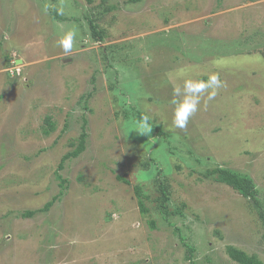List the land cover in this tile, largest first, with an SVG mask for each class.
Wrapping results in <instances>:
<instances>
[{
	"label": "rangeland",
	"instance_id": "rangeland-1",
	"mask_svg": "<svg viewBox=\"0 0 264 264\" xmlns=\"http://www.w3.org/2000/svg\"><path fill=\"white\" fill-rule=\"evenodd\" d=\"M73 29L65 52L59 40ZM212 74L222 86L197 93V111L176 128L185 83ZM133 111L177 149L159 153L161 131L139 134ZM84 118L87 148L60 171L62 190L55 172ZM216 167L252 178L262 207L204 176ZM260 212L264 0H0V264H237L229 246L264 263Z\"/></svg>",
	"mask_w": 264,
	"mask_h": 264
},
{
	"label": "trees",
	"instance_id": "trees-1",
	"mask_svg": "<svg viewBox=\"0 0 264 264\" xmlns=\"http://www.w3.org/2000/svg\"><path fill=\"white\" fill-rule=\"evenodd\" d=\"M89 1H91V0H89ZM129 1L131 3H138V2H141L143 0H129ZM92 28H94V29H92V37L94 39H97V41L102 40L103 33L97 31L96 27H94V26ZM108 59L109 58L107 56H104V61H106V60L109 61ZM109 65H112V64H109ZM133 112H135V111H133ZM135 113H136V115H133V113H132L133 119L131 121L133 123V126H134V122H137V125L139 123H142L143 118L146 116V114L141 113L139 111H137ZM83 121H84V124L82 126V132H81L79 138L77 140H74V142L71 143V146L75 147L74 150L66 153L62 157V159L59 163V166H58V170L55 172L56 173L55 174L56 179L61 182L60 186H61L62 190L67 188V186H66L67 181L62 178V176L60 175V171H62L64 169L67 161H69L71 159L78 158L79 156H81L86 151V148H87L88 134L86 133V119L84 118ZM46 123H47V128L44 129V134L49 136L51 133H53L56 130V128H55V124L50 119H48L46 121ZM148 124L152 127V131L148 135L152 136L153 134H155V132H158V130L161 131L160 134H158L160 136V138L158 140L159 143H157L158 146L160 147L159 153H162V154L165 153V154H169V155L172 154L173 153L172 151H174V149L175 150L177 149L174 146H171V144H170V143H172V141H173L172 139H174V138L169 134H164L165 133L164 130H162L160 126H158V127L155 126L150 119H148ZM134 127L136 128V126H134ZM166 141H168V142L166 143ZM149 145H150V143H149ZM155 153H158V152L151 153L152 156L149 157V160H148L149 162L143 164L145 166V169H149L154 163L157 164V162H155L156 159L153 157V155H155ZM156 168H157V166H156ZM156 176L157 175H155V177ZM204 176L206 178L212 177L215 179L216 182L223 184V185H226L228 187H231L233 190H235L236 192L241 194L243 196V198L250 201V203L252 202L255 205L256 209L259 210V208L262 207V203L260 202V192H259L257 185L255 184L254 180L252 178H250L249 176H247L245 174H241L239 172H235V171L227 169V168L224 169L221 167L212 168V169L206 171ZM117 179L121 182H124L127 185H130V182L121 176H118ZM158 188H159V192H160V196L158 198L160 212H161V214L169 215V212L167 209V202L169 201L167 190L164 187L162 188V186L158 187ZM134 192H135L136 197H137V202H138L140 213L142 215L149 214L150 209L147 206V202L149 200V197L144 194V191H143L141 186L136 185L134 187ZM62 195H63V193L61 192L60 196L54 197L52 201L48 202L44 206V208L40 209L39 211L45 212V211L50 210L51 207L54 205V203L58 199H60V197ZM39 211H28V212L24 213L23 216L25 218H30V217H33L36 214V212H39ZM260 214H261L260 217L264 218V213L260 212ZM150 228L152 230L157 228L155 221L150 222ZM194 251H195L194 248L188 246V252L190 253L188 256V259L193 258ZM227 253H228L229 257L231 258V260H233L237 264H264L256 256H249L248 254H246L242 250L237 249L233 246L228 247Z\"/></svg>",
	"mask_w": 264,
	"mask_h": 264
},
{
	"label": "clouds",
	"instance_id": "clouds-1",
	"mask_svg": "<svg viewBox=\"0 0 264 264\" xmlns=\"http://www.w3.org/2000/svg\"><path fill=\"white\" fill-rule=\"evenodd\" d=\"M76 38V31H68L59 40V46L63 48L65 52L72 50L73 41ZM222 86V82L219 79L218 74H212L209 76L207 81L199 82L198 85L193 88L191 82L185 83V98L183 101L177 103V107L174 114L173 124L176 128L184 129L187 127L190 117L197 111V106L199 104V97L197 93H202L207 89H218ZM174 94L181 95L179 89L174 90ZM216 95L215 91L209 94V99H212ZM148 117L143 118V122L137 125V132L139 134H150L152 131L151 126L148 124Z\"/></svg>",
	"mask_w": 264,
	"mask_h": 264
},
{
	"label": "water",
	"instance_id": "water-1",
	"mask_svg": "<svg viewBox=\"0 0 264 264\" xmlns=\"http://www.w3.org/2000/svg\"><path fill=\"white\" fill-rule=\"evenodd\" d=\"M20 63V62H19Z\"/></svg>",
	"mask_w": 264,
	"mask_h": 264
}]
</instances>
